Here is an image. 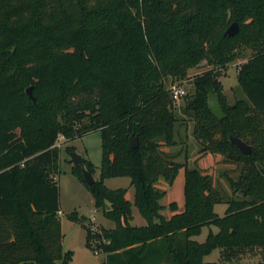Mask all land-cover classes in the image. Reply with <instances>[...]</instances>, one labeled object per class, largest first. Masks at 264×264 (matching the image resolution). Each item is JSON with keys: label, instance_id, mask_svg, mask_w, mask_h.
<instances>
[{"label": "trees", "instance_id": "16d2710c", "mask_svg": "<svg viewBox=\"0 0 264 264\" xmlns=\"http://www.w3.org/2000/svg\"><path fill=\"white\" fill-rule=\"evenodd\" d=\"M230 22L240 25L234 35L225 34ZM242 45L253 50L237 76L246 98L229 104L209 68L194 76L184 108L200 154H221L235 165L237 177L222 174L226 190L163 149L177 144L178 121L165 75L182 79L203 61L224 69ZM211 92L223 119L212 113ZM96 130L100 178L85 182L83 166L95 173L88 159L73 173L115 227L99 233L88 216L69 218L83 222L87 244L106 254L104 264H204L217 248L230 264H264L239 261L243 250H264V0H0V264L72 259L63 250L55 143L59 135L72 140ZM231 135L251 152H242ZM182 167L184 209L171 202L167 218L166 191L156 184H172ZM118 176L131 178L134 201L128 188L104 183ZM219 203L228 205L222 216ZM134 205L146 225L132 224ZM205 226L218 231L194 239Z\"/></svg>", "mask_w": 264, "mask_h": 264}, {"label": "rangeland", "instance_id": "374dc122", "mask_svg": "<svg viewBox=\"0 0 264 264\" xmlns=\"http://www.w3.org/2000/svg\"><path fill=\"white\" fill-rule=\"evenodd\" d=\"M231 14L230 12L228 13ZM233 22H230L228 27ZM239 24V23H238ZM240 30V25H239ZM241 53L239 57L228 64L224 69H220L209 65L206 61H203L198 66L188 69L187 76L182 79H177L171 74L165 75V83L168 88H172L174 85L185 90V94L179 98H174V112L178 117L176 124V139L177 144L175 146H164L163 149L172 154H178L177 160L183 164H187L189 167L199 166L204 172L213 176L215 184L226 190H229V184L226 181L223 173H227L233 177H237L238 172L235 169V165L225 163L223 161V155L221 154H207L201 155L199 152V144L193 135V129L195 122L191 115L184 111L188 101L195 91L193 78L199 73H202L209 68H215L218 73V79L221 84L223 93L225 94L229 104H233L238 99H245L246 95L242 90L238 81V72L241 69L243 63H245L249 57H251L253 50L250 47L242 45L240 49ZM30 87V86H29ZM28 89V88H27ZM33 92V88H32ZM28 93V92H27ZM29 95V94H28ZM60 148V156L57 167L53 172L55 180L58 182L60 188V205H61V223L63 238V250L64 252L71 250L72 259L67 264H104L106 254L98 248H91L87 244V230L84 227L82 221H73L69 218V215L73 212H77L79 216L88 215L89 219L95 216L94 221L89 223L90 227L94 226L96 232H101L103 227L114 228L115 224L104 214L102 209H97L94 204V197L88 190L86 185L77 178L73 173V167L75 166L71 152L75 151L81 154L85 159L90 160L95 166V173L93 174L95 179L100 178V169L102 164V138L99 130L92 131L81 136H77L72 140L66 139L63 135H59L55 143ZM84 164V163H83ZM184 172L185 168L182 167L179 174L172 184L160 179L157 182V187L165 190L166 195L161 200L165 208L162 213L165 216L170 215L169 204L171 201H177L182 203L184 201ZM104 183L110 188L126 187L128 188L127 198L131 201L135 199V188L131 185V178L128 176H118L104 179ZM110 206L108 205V208ZM228 205L225 203H219L215 206V211L221 216L225 214V209ZM133 219L131 222L137 223L144 222L145 219L141 216L138 208L133 206ZM92 228V227H91ZM210 229L214 232L218 231L216 226H205L200 235L193 238L203 242L207 238ZM98 240H95V244ZM262 260L264 261V253H246L241 256V260ZM205 260L212 261V264H228L222 262L220 255V248L215 249L205 257ZM58 264H62V260L58 261Z\"/></svg>", "mask_w": 264, "mask_h": 264}, {"label": "water", "instance_id": "95a60500", "mask_svg": "<svg viewBox=\"0 0 264 264\" xmlns=\"http://www.w3.org/2000/svg\"><path fill=\"white\" fill-rule=\"evenodd\" d=\"M238 31H239V24L237 22H233L227 28L225 34L226 35H234ZM27 92L32 99H35V96L32 92V86L28 87ZM209 104H210V108L212 110V113L215 116H217L219 119H223L226 117V113L222 107L220 99L214 92L210 93ZM230 139H231L232 143L237 145L242 150V152H244L246 154H249L251 152L252 146L250 144H248L247 142H245L242 138H240L236 135H231ZM138 144H139V142H138L137 137L132 135L130 137V145L132 147H137ZM71 157H72V161H73L74 165H81L85 162V158L81 154H79L75 151L71 152ZM82 170H83L85 182L89 185L92 184L96 180L94 175L85 166L82 167Z\"/></svg>", "mask_w": 264, "mask_h": 264}, {"label": "crops", "instance_id": "0c3cea01", "mask_svg": "<svg viewBox=\"0 0 264 264\" xmlns=\"http://www.w3.org/2000/svg\"><path fill=\"white\" fill-rule=\"evenodd\" d=\"M181 170V169H180ZM180 172V171H179ZM179 174V173H178ZM184 184H185V172H184ZM175 201V200H174ZM171 202H173V201H171ZM170 202V203H171ZM177 202V201H176ZM178 203V209H179V211H181V210H183L184 209V204H185V197H184V201L182 202V203H179V202H177ZM216 206V205H215ZM169 211L171 212L170 213V215L169 216H166L167 218H170L171 216H172V214H173V212L169 209ZM225 211H226V209H225ZM60 214H61V210H60ZM86 216H88V215H86ZM132 224H135V225H138V226H143V225H146L147 224V221L145 220V223L144 222H138V224L137 223H134V222H132ZM214 251V250H213ZM212 253V252H211ZM248 254V253H252L253 255L254 254H256V253H264V250L263 249H258V248H254V249H246V250H243L241 253H240V255H239V261L240 262H242V263H258L259 261H262V260H251V262L249 261V260H244V261H242L241 260V256H244V254ZM209 255V254H208ZM220 255H221V259L223 260V249H221L220 248ZM207 256V255H206ZM205 256V257H206ZM222 262H226V263H228V264H230V262H227V261H222ZM264 262V261H263ZM204 264H212V261H207V260H205V258H204Z\"/></svg>", "mask_w": 264, "mask_h": 264}, {"label": "built area", "instance_id": "2783aa9c", "mask_svg": "<svg viewBox=\"0 0 264 264\" xmlns=\"http://www.w3.org/2000/svg\"><path fill=\"white\" fill-rule=\"evenodd\" d=\"M171 90H172V93H173V97L174 98H179L180 96H182L183 94H185V90L184 89H182V88H180V87H178L177 85H174L172 88H171ZM94 219H95V216L93 215L92 216V218L91 219H89V223L91 222H93L94 221ZM92 228V230L93 231H95L94 229H95V227L94 226H91Z\"/></svg>", "mask_w": 264, "mask_h": 264}]
</instances>
